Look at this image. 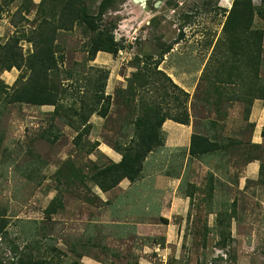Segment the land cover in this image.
Here are the masks:
<instances>
[{
  "label": "rangeland",
  "instance_id": "obj_1",
  "mask_svg": "<svg viewBox=\"0 0 264 264\" xmlns=\"http://www.w3.org/2000/svg\"><path fill=\"white\" fill-rule=\"evenodd\" d=\"M41 1L0 0V42L19 36L29 54L32 44L24 37L40 21ZM101 1L90 0L93 12ZM156 1L113 0L104 20L115 27L120 43L116 55L100 51L90 60L91 33L85 26L60 30L61 66L72 74L69 78L62 72V83L88 86L96 68L110 70L109 114L90 117L89 125L81 127L87 133L80 146L75 142L79 130L68 117L54 113L59 99L42 106L12 103L9 95L28 71L0 70V217L6 221L0 232V264H19L26 249L40 258H55L54 264H264V177L259 180L260 170L244 165L247 155L264 161V146L250 149L246 142L191 158L189 137L167 119L162 126L165 144L149 153L137 181L125 179L114 192L102 193L107 201L92 181L60 175L69 160L84 173L94 165L120 161L115 145H126L135 136L141 101L160 103L166 112L161 89L150 85L135 97L127 90L140 62L153 68L162 59L158 69L190 92V125H196L197 117L215 114L202 99L206 83L201 77L210 57L214 61L224 53L220 39L225 10L233 0H160L158 7ZM254 26L264 29V17L256 14ZM261 68L264 76V61ZM72 101L74 97L62 103ZM244 108V103L230 109L223 105L228 112L225 133L235 134L219 137L224 144L243 142L248 123ZM57 133L56 141L46 137ZM95 141L100 144L89 153ZM56 197L62 205L49 218L45 211Z\"/></svg>",
  "mask_w": 264,
  "mask_h": 264
},
{
  "label": "trees",
  "instance_id": "obj_2",
  "mask_svg": "<svg viewBox=\"0 0 264 264\" xmlns=\"http://www.w3.org/2000/svg\"><path fill=\"white\" fill-rule=\"evenodd\" d=\"M112 4L113 0H102L98 11L93 12L90 0H42L43 11L40 13V21L24 37L32 44V51L29 54L23 52L19 36L11 37L6 43L0 42V70H11L16 67L28 71L19 78L18 81L22 83L10 93L9 101L42 106L55 104L59 99L61 103L55 105L54 113L68 117L71 124L79 130L75 137L77 146L81 145L84 134L87 133L83 132L81 127L89 125L90 117L93 114L107 117L109 114L112 95L106 94V87L110 70L96 68L97 72H92L88 76V86L73 81L62 83L60 80L62 72L68 74L69 78L72 74L61 66L65 54L56 40L60 30H71L76 24H81L91 33L87 49L90 60L95 59L100 51L116 55L120 43L115 40V27L111 23L108 25L104 20ZM225 11L228 14L223 25V37L220 39L224 53L214 61L211 56L209 65L203 71L201 80L205 81L206 87L202 91V99L207 105H213L219 113L223 109V98L228 94V86L232 85L230 92L235 99L244 102V115L248 119L254 100L260 98L264 102V76L261 68L264 61V29L254 26L256 14L264 17V4L256 5L253 0H233L231 8ZM161 61L162 59H157L153 68L148 64L138 63L137 70L129 79L127 90L135 97L137 93H147L150 85L155 89H161L163 99L166 100V112L160 103L154 105L148 103L147 99L141 101L140 114L135 121V136L126 145H115V149L122 154L120 161H111L104 166L94 165L89 172L84 173L69 160L59 171L60 175L81 183L92 181L104 192L117 187L125 178L135 182L141 176L149 153L165 144V134L162 130L164 122L167 119L183 124L190 122V93L175 83L167 73L158 69ZM71 97H74L75 101L65 105L62 103V100L68 103ZM173 107L175 110H172ZM262 135L264 136V126ZM46 137L56 141L60 134ZM222 141L223 139L214 135L194 132L189 146L190 157L200 158L219 154L226 150L227 144L234 146L243 144L236 139L227 144ZM99 144V141H95L89 148V153ZM249 148L258 149L260 145L251 143ZM254 159L260 158L253 156L249 161ZM259 174L261 180L264 177V161L261 162ZM97 198L100 200L98 195ZM61 205V200L57 197L53 199L45 211L47 217L51 218ZM5 228L6 221L0 217V232ZM230 235L229 232L227 236ZM26 250L19 256V264H54L55 258H40L33 250ZM76 252L79 257L83 256L82 253Z\"/></svg>",
  "mask_w": 264,
  "mask_h": 264
},
{
  "label": "crops",
  "instance_id": "obj_3",
  "mask_svg": "<svg viewBox=\"0 0 264 264\" xmlns=\"http://www.w3.org/2000/svg\"><path fill=\"white\" fill-rule=\"evenodd\" d=\"M231 86H228V94L225 98H223L224 100L223 104L228 105L229 109L232 108L237 103H240V104L244 103L241 100H237L232 96V93L230 92ZM258 93L260 92L258 91ZM210 107L212 110L214 109L213 113L217 114L218 117H215V114H212L211 116H208V117H197L198 118L197 121L193 119V121L196 124L193 126L190 125V123L183 124V123L176 122L172 119H168V121L171 122L175 127L181 128V130H183L184 132L183 136L189 137L186 143L188 154H189L191 136L194 132L207 134L210 136L214 135V136H217L218 138L219 137L220 138L221 137L223 138L232 137L233 138L235 136L234 133H230V134L225 133V131L227 130V126L226 125L224 126V123H225L224 120L227 119L228 112L222 109L221 112L217 113L213 105H211ZM220 116H223V117H220ZM246 122L248 123H247V128L243 131V136H244V140L242 139L243 143L247 142V143H254V144H259L260 146H264V136L262 135V129L264 126V102L262 99L256 98L254 100L252 109H251V114L248 118V121ZM200 124H202V126ZM226 136H229V137H226ZM232 141L233 140H231L230 142L232 143ZM230 145L232 146L233 144H227L226 150L228 149V147H230ZM230 154L235 155V153L229 152L228 155ZM261 162L262 161H260L259 159H254V160L249 161V155H247V162L244 165L246 166V169L249 168V170L257 171V170H260ZM125 179H123L120 183L122 184L125 183L126 181ZM119 187H121L120 184L117 187L113 188L112 190H109L106 192H103L100 189L101 194L99 195L101 199L104 201H107L106 197L104 198L102 193H108L110 191L114 192V190H116Z\"/></svg>",
  "mask_w": 264,
  "mask_h": 264
},
{
  "label": "water",
  "instance_id": "obj_4",
  "mask_svg": "<svg viewBox=\"0 0 264 264\" xmlns=\"http://www.w3.org/2000/svg\"><path fill=\"white\" fill-rule=\"evenodd\" d=\"M133 1L136 3H142V4H145L147 2V0H133ZM159 4H160V0L156 1L154 5L158 7Z\"/></svg>",
  "mask_w": 264,
  "mask_h": 264
}]
</instances>
